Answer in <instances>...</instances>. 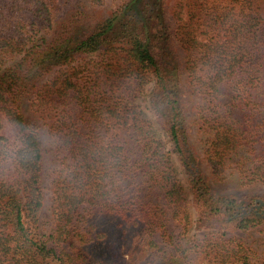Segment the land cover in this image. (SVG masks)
<instances>
[{
    "label": "trees",
    "instance_id": "obj_1",
    "mask_svg": "<svg viewBox=\"0 0 264 264\" xmlns=\"http://www.w3.org/2000/svg\"><path fill=\"white\" fill-rule=\"evenodd\" d=\"M94 1L0 0V264H258L228 232L264 231V194L218 192L201 159L264 184V0H176L171 18L163 0L92 17ZM150 81L190 196L135 101ZM42 125L57 161L44 232ZM193 221L209 231L189 238Z\"/></svg>",
    "mask_w": 264,
    "mask_h": 264
},
{
    "label": "rangeland",
    "instance_id": "obj_2",
    "mask_svg": "<svg viewBox=\"0 0 264 264\" xmlns=\"http://www.w3.org/2000/svg\"><path fill=\"white\" fill-rule=\"evenodd\" d=\"M123 0H95L93 3L95 5V8L93 9L96 11H92L91 16L95 17V15L98 13V11L101 10H108L116 8L118 3L122 2ZM176 0H163V6L164 9L168 15L169 18L172 17V10L174 9V3ZM172 22V19H170ZM174 47L175 50L178 52V56L180 60H183V54L181 51V48L179 47L176 40H174ZM181 82H182V98L185 101L184 106L187 110L188 114V125L192 128L189 131L193 132V128L195 126V122L193 120V111H194V103L196 101V97L194 94H190V90L187 84V76L186 72L184 70V67L181 70ZM152 86L153 82H148L144 89L139 92V94L135 97V101L140 105V107L144 110V113L148 117V119L151 121L153 127L155 128L158 136L163 140L165 147L169 150H171L172 159L174 161V164L177 168V175L180 178L181 182L185 185L186 190L188 191V196H190L189 187L186 184L185 179V173L182 168V165L180 164L177 155L172 151V145L169 141L168 137L166 136L163 126L160 123L159 119L155 116V114L151 110L150 106V98H151V92H152ZM41 121V120H40ZM42 138L45 146L47 147V155L45 157V177H44V183L46 185L44 192H45V198L43 201V206L40 212L41 217V231L47 230L50 225H52V219H51V189H50V180L52 178L53 169L56 167V159L54 156V144H53V138L47 131L46 125H42ZM190 139L192 141V144L197 145L199 148L197 136L194 134L190 135ZM201 165L206 172L207 176L209 177L211 185L220 193H226V194H234L237 196H250L252 194H264V184L263 183H253L249 185H241L234 175H230L228 179H218L210 174V168L205 162L201 159ZM209 231L208 228L200 227L196 221H193L190 226V230L188 233L189 238H195L198 235H202L204 232ZM137 233V232H136ZM134 232H131V239L128 242L126 238V242H123L120 246L121 252H118L117 254H123L125 259L129 261L130 259V253H128L129 250V244H134V241H138V236ZM230 235L237 236L239 239H241L247 246H249L254 251V258L257 261L258 264H264V231L253 229V230H230L228 232ZM116 260V257L114 258ZM118 260V259H117ZM194 264H205L206 260L203 257L198 256L196 259L193 260ZM117 264H124V262L118 261Z\"/></svg>",
    "mask_w": 264,
    "mask_h": 264
}]
</instances>
